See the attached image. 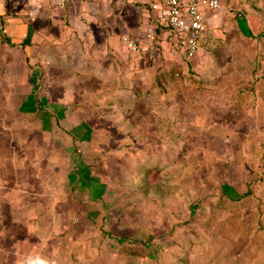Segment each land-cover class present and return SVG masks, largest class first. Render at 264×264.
Wrapping results in <instances>:
<instances>
[{
    "label": "rangeland",
    "instance_id": "obj_1",
    "mask_svg": "<svg viewBox=\"0 0 264 264\" xmlns=\"http://www.w3.org/2000/svg\"><path fill=\"white\" fill-rule=\"evenodd\" d=\"M61 5L60 0H0V157L9 175L11 173V201L0 202V264H159L161 257L160 261L167 263L203 264L208 260L217 264L216 249H229L230 241L224 237L219 241L202 228H214V215L223 211L230 214L232 200L222 194L226 193L223 188L229 185H236L239 195L247 197L250 193L251 203L246 213L255 217L242 221L243 216H240V220L232 224L235 232L231 236L239 253L228 261L225 257L229 255L222 256L223 264H264V254H256L264 248V128L254 127V122L263 118L264 111L259 113L258 110L256 118L246 119L247 108L254 110L248 106L249 98L253 97L251 87L256 88L258 104L264 110L263 60L258 61L253 73L252 69L241 68L243 78L239 85L234 79L220 80L216 88L224 90H218L217 95H213L216 92L206 93V101L211 104L203 110L195 108L196 102L201 103L199 98L195 100L183 87L175 90L164 82L168 75L173 80H169L170 83L182 84L180 75L185 70L186 81H191L183 86L198 89L205 81L198 70L194 71L192 61L185 63L170 52L176 57L175 61L185 63L181 69L176 64L163 63V59L170 56L162 47L145 56L138 53L140 56L135 57L134 66L142 73L137 76L145 74L156 63L164 64L160 68L166 75L161 72L155 79L143 76L142 88L150 84L155 90L150 86L147 91L138 89L135 99L129 102L135 108L133 113L128 111L129 121L136 122V125L130 122L134 130L129 137L119 133L111 142H104L102 126L90 129L100 137L89 145L95 150L92 149L95 157L88 160L81 156L85 146L70 141L55 143L61 134L56 133L50 123L42 126L41 135L30 131L40 117L35 109H44L48 104L51 110L55 109L51 104L63 107L64 115L61 111L60 118L71 115L68 109L80 104L84 108L81 113L84 118L90 116L92 124L93 116L100 113L103 116L104 113L118 114L113 110L93 112L95 96L88 90L84 95L74 92L73 82L89 85L88 80L72 81L74 70L66 71L64 81L68 84L65 82L58 96L43 93L51 85L50 92L55 95L52 74L46 71L42 79L40 67L47 64L41 62L46 60L45 43L49 45L51 37H55L60 21L64 25ZM220 11L221 8L215 11L214 16ZM203 45L201 43L200 50H206V44ZM214 54L215 48H212ZM174 67L176 71L172 72ZM207 76L213 78L210 81L217 77L210 73ZM25 82L27 96L23 93ZM231 83L240 87L238 94L233 93L235 85ZM36 89L37 92L33 91ZM201 89L210 88L203 85ZM244 113L246 115H242ZM201 114L214 115L216 122L209 124L219 126L211 128L215 143L206 137L207 146L223 147L224 152L220 148L215 158L196 150L201 145L197 138L205 139L192 134L197 132L193 124ZM113 118L126 120L121 115ZM234 131L240 133V139L246 131L258 136L256 146L247 142L235 145L236 149L240 145L244 151L249 147L248 151L258 153L257 157H234L236 154L230 152L229 145L220 144L224 132ZM164 134L171 138L169 142L162 139L157 142L155 136L163 138ZM236 168L241 170L240 175L235 174ZM255 168L259 171L251 173ZM70 177L76 179L77 184L80 182L79 192L77 186L66 187ZM258 215L261 217L257 220ZM119 239L126 241L120 243ZM207 244L213 248H207ZM153 246L170 249L154 262L150 255ZM188 248L191 251L187 256Z\"/></svg>",
    "mask_w": 264,
    "mask_h": 264
},
{
    "label": "crops",
    "instance_id": "obj_2",
    "mask_svg": "<svg viewBox=\"0 0 264 264\" xmlns=\"http://www.w3.org/2000/svg\"><path fill=\"white\" fill-rule=\"evenodd\" d=\"M142 1L143 0H66L64 2L63 0H60L62 5L59 7V9L63 14L62 22L64 25L62 26L60 21L59 24L56 25L57 28L55 31V37H51L49 45L48 43H45V45H47V47H45L46 60H42L41 62H45L47 64H45L46 66L40 67V75L42 79L45 77L46 71H49L52 74L50 78L52 77V79L55 81L52 83L53 88H55L54 91L52 89V92H54L55 95L50 92V88H52L51 85L47 86L43 90V93L45 91L46 93L50 94L51 97L58 96L60 93L59 90L64 89L63 86L65 82L68 84V81H64L65 76H67L66 71L74 70L75 72H72L73 75L71 77L72 81L78 80V82H82L83 80H88L89 83L88 86H84L82 84L76 85V82H73L72 85L75 88L74 92L79 95H84L88 90L89 94L93 95V97L95 96L96 104L93 108V112L113 110L118 111V114L109 113L107 115L104 113L103 116L102 113H100L101 115L97 117L93 116L95 119L94 123L92 124L93 121L91 120L92 118L90 116L88 118H84L83 114L81 113L84 108L80 104H76L75 106L69 108L68 111H70L71 115L68 114L66 118L59 117V113L61 111L64 115L63 107H59L56 104H51L50 106H52V108L55 107V109L53 108L51 110L48 108V104L47 106H43L44 109H40V107L39 109H35L37 115L40 117L35 121L34 125L36 126L34 129L30 131H37L41 135L43 133L42 128L44 127V124L47 126L48 122L50 123V126L55 128L56 133L61 134L57 136V139L54 140L55 143L62 144L63 142L70 141L78 145L80 144L81 147L85 146V149L82 150L81 156L83 158H87L88 160L95 157V153L93 152L94 149L89 145L96 142L95 138L100 137L97 136L98 134H96L95 131L90 130L91 128L95 127V125L103 127L102 141L104 142H111L113 136L119 135V133L124 137H129V134L134 130L132 127L133 124L136 125V122L133 119L129 121V112H135V108L129 102L135 99L134 96L139 91L138 89L142 88L143 76L150 75V77L155 79L156 75L162 72L160 66H163L165 63L173 65L176 64L181 69H184L183 65L185 64L181 60L175 61L174 58L178 57V59H180L179 56L175 55L176 57H172V54H169L171 52L170 48L166 44H163L162 48L164 51L167 50L170 58L163 59L165 60L163 62L164 64L159 66V63H156L155 66L145 71V74L142 76H137L141 75L142 73L138 72V67L134 66V64L137 63L135 62V57L139 54L137 53L136 55V53L131 52L128 49L127 43L129 40L138 39L142 29L148 22L146 8L144 5H142ZM212 17H214L215 20L211 22L210 19ZM208 21V30L201 40V43L204 45L206 44V50L199 49L197 55L192 60V67L195 68H193L194 71L198 70L196 72L200 73L199 75L202 77L205 83L201 84L200 87L198 86V89L193 90L189 87L185 88L183 86L184 83L189 81H186L187 78L185 77L187 74H185V70L183 71L182 75L179 74L180 76H183L182 84L179 81H175L177 84L170 83V81L173 82L172 78L166 75L165 72L161 73L166 75L164 82L172 89L181 90L183 87L186 94H192V96L195 97V100L199 98L201 103L198 104V102H196L195 108H203V110L209 108L211 104H208L206 101V93L210 94L212 92L213 94L216 92L213 95H217L219 94L218 90H224L223 88L221 90L216 88L219 87L220 80L234 79L239 85L240 79L243 78L241 68L247 70L252 69V72L256 68L259 60H263L262 66L264 67V0H222L220 13H217L216 16L211 14V17ZM213 32H215V34H213ZM49 33L51 34V32ZM138 40H140V38ZM29 47L31 48L34 46L29 45ZM212 48H215L214 55H212ZM171 58L172 60H170ZM210 62L214 63L212 64V67L210 66ZM46 68H48V70ZM174 70L175 67L171 71L174 72ZM204 70L207 71L203 72ZM247 70H244V72H247ZM208 73L213 74V76H217L214 77L215 80L210 81V79L213 78L208 77ZM24 84L25 92L23 93H26L27 96V93L29 92L27 91L28 88L26 86V82ZM203 85L205 87L208 86L210 89L202 90L201 88ZM234 85L235 90H233V93L236 92L238 94L240 87L237 85V83H231V86ZM65 86L67 87V85ZM149 86L150 88L154 89V86H151L150 84ZM147 87L142 88V90L147 91ZM214 89L215 91H213ZM33 91L37 92L38 90L36 89ZM191 91L193 93H191ZM249 91L253 97L249 98L250 101L248 106L251 105L254 110L251 111L247 108L246 111L248 115L245 113L242 114L246 115V119H249L251 116L252 118H256L255 116H257L258 110L259 113H263L262 111H264L260 107V104H258L259 96L256 92V88L251 87ZM31 93L32 92H30V94ZM35 103L36 102L34 101V104ZM36 105L37 103L35 106ZM239 105L240 104H237V106ZM167 109L168 111L171 109L169 105L167 106ZM49 111H52V113ZM117 115L118 117L121 115V117H124L126 120L122 121L120 118L118 120L117 118H113ZM47 116H51V119L47 118ZM259 120V122H254V127L264 128V113L263 118L261 117ZM211 121L216 122L214 115L209 116L201 114L200 118L195 120L193 124V127L197 132H193L192 134H198L205 138H197L199 139L197 142H200L201 145H199L200 148L198 147L196 150L205 152L207 155L206 157L215 158L219 156L217 152H219L220 148H222L223 151V147H217V149L214 146H207L206 144V137L210 139V142L215 143L214 138L212 137L211 128L218 125L213 124V122L212 124H209ZM130 122H133V124ZM238 126H240L239 123ZM245 126L247 125L245 124ZM30 127L31 126H27V128ZM220 128H223L224 130V127L221 126ZM224 133V136L220 137V144H223L224 146L229 145L228 148L230 149V152H233V155L236 154L234 157L239 156L241 159H244L245 157L249 158L253 155L252 159H254L258 156V153H250V151H248L250 149L248 146L245 151L244 149H240V145H238L239 148L237 147V149L235 146L241 142L243 144L245 142H247V144H255V142L258 143V136L255 134H250L249 131H246V134L243 135L242 139H240L239 132L231 134L229 132ZM129 139L132 138L130 137ZM155 139L157 142H159L160 139L169 142L171 138L167 134H164L163 138L162 136L156 135ZM254 146H256V144ZM89 149H91V151H89ZM156 149L162 150L160 147H157ZM224 149L227 148L224 147ZM3 164L4 161H2L0 157V202L7 203L11 201V173L9 175L8 171L6 170L7 168L4 167ZM83 169L86 170L85 167H83ZM241 169L244 171L243 168ZM235 170V174L240 175L241 170L239 168H236ZM254 170L259 171V168L251 169V173L255 172ZM9 177L10 179H7ZM79 184L80 182L77 184V180L70 177L66 187L73 188L77 186V192H79ZM223 189L226 190V193L222 192V194L227 196V200H232L230 214H226L223 211L220 215H214V228L212 229L211 227L207 226H203L202 228L204 232H208L209 234L213 233L214 236L212 237H215L219 241L223 240V237L225 240L230 241V244H227L229 249L225 247H219L217 248L218 250L216 249L215 255L217 264H223L222 256L229 255L228 257H225V260L228 261L232 256L239 253L238 250H235L234 246L236 244L233 241V236H231L235 232V226L232 224L237 223L238 220H240V216H243L244 220L242 221H247L250 219V217H255L247 216L248 213H246V209L248 208L247 205L251 203L249 198L251 196L247 189V197L242 196V194L239 195V188H236V185H229ZM87 191L88 189H84V192ZM78 195L80 196V193ZM87 198L89 197L87 196ZM90 200L95 201L94 199ZM109 201H111V199H109ZM95 204L96 203H94V205ZM227 205L229 204L227 203ZM90 212H88L86 216H88ZM104 215L102 219L105 220ZM259 217L261 216L258 215L256 219L258 220ZM204 220H208L207 217H204ZM203 231L201 230L200 233L202 234ZM222 233L223 235H221ZM123 240L126 241L125 239H119V242L121 241L120 243H122L124 242ZM247 242H245V245H247ZM168 246H158L157 248H154V246L151 247V259H154V262H156L159 256L167 254L168 250L170 249ZM209 246V249L213 248L212 245L207 244V248ZM175 249L179 250V248ZM262 250H259L256 254L263 255L264 248ZM190 251L191 249L188 248L187 256L190 254ZM161 258L159 259V264H186L180 261H176V263L161 262ZM207 262L208 260L202 263H215Z\"/></svg>",
    "mask_w": 264,
    "mask_h": 264
},
{
    "label": "built area",
    "instance_id": "obj_3",
    "mask_svg": "<svg viewBox=\"0 0 264 264\" xmlns=\"http://www.w3.org/2000/svg\"><path fill=\"white\" fill-rule=\"evenodd\" d=\"M142 5L148 22L140 40H129L128 49L147 55L166 44L172 54L188 63L197 55L208 20L221 8L222 0H143Z\"/></svg>",
    "mask_w": 264,
    "mask_h": 264
}]
</instances>
